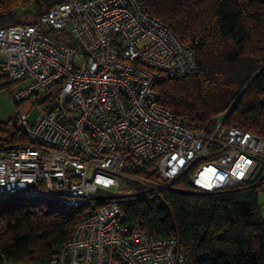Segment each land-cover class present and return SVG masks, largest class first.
Returning a JSON list of instances; mask_svg holds the SVG:
<instances>
[{
	"label": "built area",
	"instance_id": "built-area-1",
	"mask_svg": "<svg viewBox=\"0 0 264 264\" xmlns=\"http://www.w3.org/2000/svg\"><path fill=\"white\" fill-rule=\"evenodd\" d=\"M0 68L24 82L11 99L28 139L0 151V199L87 210L44 261L1 264H181L177 239L127 223L121 203L183 175L214 191L264 170V138L224 125L225 114L191 130L158 102L155 86L194 75L197 63L192 47L140 0H61L32 22L1 26ZM37 95L30 120L26 102ZM120 178L138 189L121 190Z\"/></svg>",
	"mask_w": 264,
	"mask_h": 264
},
{
	"label": "trees",
	"instance_id": "trees-1",
	"mask_svg": "<svg viewBox=\"0 0 264 264\" xmlns=\"http://www.w3.org/2000/svg\"><path fill=\"white\" fill-rule=\"evenodd\" d=\"M55 2L0 0V27L20 23L17 6L46 5L45 10ZM140 3L192 47L197 63L190 77L161 80L155 86L158 102L191 130L213 125L214 116L226 113L224 125L264 138V0ZM11 84L0 68V89ZM26 143L15 117L0 119V151ZM262 185V169L245 185L214 191L195 189L183 175L158 193L122 202L121 209L127 223L148 235L175 237L181 264H264V219L257 199ZM86 213L83 206L59 201L0 199V264L44 261Z\"/></svg>",
	"mask_w": 264,
	"mask_h": 264
},
{
	"label": "rangeland",
	"instance_id": "rangeland-1",
	"mask_svg": "<svg viewBox=\"0 0 264 264\" xmlns=\"http://www.w3.org/2000/svg\"><path fill=\"white\" fill-rule=\"evenodd\" d=\"M56 0H50V2H55ZM46 7V5H41L38 8H34L32 4H29V6H17L16 12L17 17L15 21L20 22H31L36 17L44 11L43 9ZM42 9V11H41ZM41 11V12H40ZM40 12V13H39ZM39 13V14H38ZM24 85V82L22 81H12V84L7 88L0 89V119L1 120H9L14 119V117L17 114L16 104L11 99V92L13 90H16ZM41 99V96H33L31 99H29L26 104H31L33 107L30 109L28 118L30 120H33L35 116L38 113V110L36 108L37 102ZM227 112V111H226ZM224 114H219L214 116L212 119L218 118L221 119ZM215 122V120H214ZM119 187L121 190H131L132 192L136 191L138 189V185L131 181L127 180V178H120L119 180ZM258 205H259V211L261 214L262 219H264V185H262L260 191L258 192Z\"/></svg>",
	"mask_w": 264,
	"mask_h": 264
},
{
	"label": "clouds",
	"instance_id": "clouds-1",
	"mask_svg": "<svg viewBox=\"0 0 264 264\" xmlns=\"http://www.w3.org/2000/svg\"><path fill=\"white\" fill-rule=\"evenodd\" d=\"M104 183H105V185H107V184H109V183H111V182H110V181H105Z\"/></svg>",
	"mask_w": 264,
	"mask_h": 264
},
{
	"label": "water",
	"instance_id": "water-1",
	"mask_svg": "<svg viewBox=\"0 0 264 264\" xmlns=\"http://www.w3.org/2000/svg\"><path fill=\"white\" fill-rule=\"evenodd\" d=\"M226 114V113H225Z\"/></svg>",
	"mask_w": 264,
	"mask_h": 264
}]
</instances>
